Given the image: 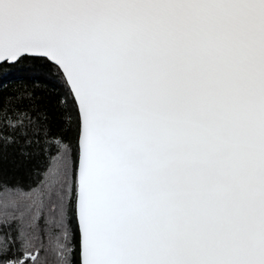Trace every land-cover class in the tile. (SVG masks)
<instances>
[{"label": "snow or ice", "instance_id": "obj_1", "mask_svg": "<svg viewBox=\"0 0 264 264\" xmlns=\"http://www.w3.org/2000/svg\"><path fill=\"white\" fill-rule=\"evenodd\" d=\"M25 61L63 92L0 94V155L43 156L0 264H264V0H0Z\"/></svg>", "mask_w": 264, "mask_h": 264}, {"label": "trees", "instance_id": "obj_2", "mask_svg": "<svg viewBox=\"0 0 264 264\" xmlns=\"http://www.w3.org/2000/svg\"><path fill=\"white\" fill-rule=\"evenodd\" d=\"M23 84L29 87L36 85V94L43 98L41 103L49 110L61 98L60 93L63 92V88L39 62L25 61L16 66L8 64L0 66V94L7 95L11 89ZM56 130L58 126L54 127V131ZM75 139V131L65 133V142L71 141L75 144ZM42 160L43 156L25 161L10 148L8 153L0 155V175L8 182L9 188L19 186L27 191L30 185L35 186L37 180L35 173L40 170L39 162ZM4 195V190L0 189V198Z\"/></svg>", "mask_w": 264, "mask_h": 264}]
</instances>
